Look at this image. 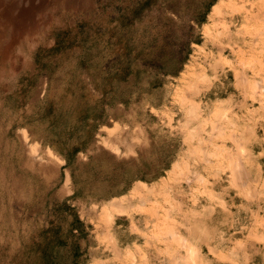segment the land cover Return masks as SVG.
Listing matches in <instances>:
<instances>
[{
  "label": "rangeland",
  "instance_id": "rangeland-1",
  "mask_svg": "<svg viewBox=\"0 0 264 264\" xmlns=\"http://www.w3.org/2000/svg\"><path fill=\"white\" fill-rule=\"evenodd\" d=\"M105 1L0 0V240L13 235L16 244L20 232L46 224V204L73 190L69 174L63 181L62 157L38 148L29 129H15L5 91L14 87L20 69L34 72L32 53L53 44L54 30L93 18ZM216 4L207 21L194 26L199 41L191 44L177 76L128 106L107 108L87 154L101 153L104 161L135 169L144 162L155 167L165 156L174 160L160 179L139 181L119 199L73 201L90 225L81 240L88 264H264V175L255 168L245 174L244 148V141L264 146V0ZM217 67L225 69L223 80L214 91L199 94L198 84L206 88ZM45 86L42 78L25 106L28 113ZM231 96L232 101L215 103L214 98ZM257 111L263 113L262 127H255ZM254 150L264 163V149ZM117 213L139 218V245L115 246Z\"/></svg>",
  "mask_w": 264,
  "mask_h": 264
},
{
  "label": "trees",
  "instance_id": "trees-1",
  "mask_svg": "<svg viewBox=\"0 0 264 264\" xmlns=\"http://www.w3.org/2000/svg\"><path fill=\"white\" fill-rule=\"evenodd\" d=\"M176 1L106 0L93 18L54 30L53 44L37 46L32 53L34 72L20 69L14 87L5 91L4 105L13 110L15 125L28 128L64 159L73 192L48 202L46 224L20 232L16 244L13 235L0 240V264L88 263L81 240L90 225L73 201L117 196L133 181L150 183L170 168L174 156L135 169L123 161H104L101 153L78 162L77 154L94 141L108 107L128 106L182 70L191 44L200 38L194 26L207 21L217 0ZM42 78L45 91L28 113L25 106Z\"/></svg>",
  "mask_w": 264,
  "mask_h": 264
},
{
  "label": "crops",
  "instance_id": "crops-1",
  "mask_svg": "<svg viewBox=\"0 0 264 264\" xmlns=\"http://www.w3.org/2000/svg\"><path fill=\"white\" fill-rule=\"evenodd\" d=\"M223 70H225V69L217 67L213 71L214 74L211 75V76L209 75L210 84L206 86L207 89L204 87V85L198 84V88H199V92L198 93L201 94L203 92V94H205V93L208 92V90L210 92L212 90L214 91V88L218 87V83L221 82L220 79L223 80V77H222ZM181 73L183 74V72H181ZM236 84H237L236 81L232 82V87L234 89H238L239 88V87L236 86ZM240 92H241V90H240ZM212 93L215 94V92H212ZM214 99H216L215 103H218V101H221L222 103H225L228 100L232 101L233 96H231L230 99H225V98H214ZM209 100H210V102H213V100H211V99H209ZM229 108L231 109V107H229ZM259 108H260V106L258 107V109ZM262 112L264 113V111H262ZM257 113H258V116L256 118H253V120H255L254 121L255 122V127H258V125L260 127H262L263 124H262V122L259 119L263 116V113L261 114L258 111H257ZM11 127H13V126H11ZM15 129L16 130L23 129V130L26 131V133H29L28 132V128H26V127H22V126H17L16 125ZM31 134L33 135L32 132H31ZM262 142H264V141H262ZM90 145H89V147H90ZM36 146H38V148L39 147L48 148L46 146H43L39 139H36ZM254 147H256L257 149H264V146H262L261 144L256 146V145H253V143H249V141H244V148L248 151L247 152V155H248V159L247 160H249V161H247L248 166L245 168V174L247 172L251 173L252 172V168H255L256 169V173H258L260 175H264V163L261 162L262 160H259L258 156L255 154ZM88 148H87V150L85 152H79L77 154V161L78 162L85 161L89 155L94 154V153L87 154L88 153ZM81 154H87V155H86L85 159H83L82 161H79L78 160V156L81 155ZM62 160H63V162L61 161L60 167H61V170L63 172V181H65L66 175L69 174V169L68 168H63V165H64L65 162H64L63 158H62ZM69 176H70V174H69ZM160 178L161 177H159L157 179H160ZM139 181H141V180L133 181L132 184L128 187V189L124 193L119 194V195L114 196V197H111V198L119 199V197H123L127 193V191H129L131 188H133L134 184L139 182ZM144 183L146 185L148 184L147 182H144ZM150 183H152V182H150ZM70 184H71V179H70ZM230 186H231V188H233V190H236V188L238 186V182L236 183V185L231 183ZM72 192H73V190H71L69 194H71ZM235 195L239 196L240 194L238 192H234V196ZM66 197H68V196H66ZM66 197H63V198H66ZM63 198H61V199H63ZM220 201L223 202V204H225V205L228 204V200H227L226 197L221 198ZM116 215L117 216L114 217V221H113L114 226H115V228H114L115 231L111 232L112 236H113V239H114L115 246L118 247V248H131L133 246L139 245L140 244V239H141V237L140 238L138 237V235L140 234L139 232L141 230L140 229V225L141 224L139 222V218L137 216H135V215L130 216L129 214H126V213H117ZM132 234H137V235H136V237H133V236H131ZM212 250H214L213 247H212ZM209 253H211L210 250H209ZM211 254L214 256L213 253H211ZM207 261L209 262V260H207ZM86 264H88V263H86Z\"/></svg>",
  "mask_w": 264,
  "mask_h": 264
},
{
  "label": "bare ground",
  "instance_id": "bare-ground-1",
  "mask_svg": "<svg viewBox=\"0 0 264 264\" xmlns=\"http://www.w3.org/2000/svg\"><path fill=\"white\" fill-rule=\"evenodd\" d=\"M213 8H214V10H216V9H217V5L214 6ZM175 164H176V163H175ZM173 166H174V165H173ZM175 166H177V165H175ZM175 166H174V167H175ZM174 167H173V168H174ZM174 169H175V168H174ZM140 183L145 184L144 182H141V181H140ZM137 193H138V192H137ZM192 245H193V244H190V245H188V246H190L191 249H192ZM191 252H192V250H191ZM191 257H192V256H191ZM191 257H190V258H191ZM191 260H193V259H191Z\"/></svg>",
  "mask_w": 264,
  "mask_h": 264
}]
</instances>
